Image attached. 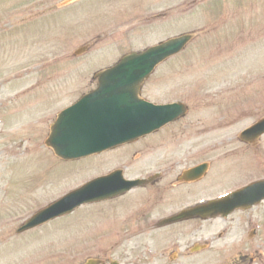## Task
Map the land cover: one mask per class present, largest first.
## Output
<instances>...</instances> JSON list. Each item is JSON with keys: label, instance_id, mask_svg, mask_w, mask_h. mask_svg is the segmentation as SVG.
I'll return each instance as SVG.
<instances>
[{"label": "rangeland", "instance_id": "rangeland-1", "mask_svg": "<svg viewBox=\"0 0 264 264\" xmlns=\"http://www.w3.org/2000/svg\"><path fill=\"white\" fill-rule=\"evenodd\" d=\"M157 1L0 0V264H83L89 258L131 264L144 247L157 250L191 231L194 240L210 238L212 248L185 264H264V202L227 220L194 228L183 223L189 231L172 226L169 234L147 224L185 200L264 178V136L252 148L239 139L264 116V0ZM158 10L166 15L144 17ZM184 33L195 36L157 67L142 96L183 101L190 108L186 117L80 160H63L46 144L59 112L98 85L97 72ZM85 45L87 52L76 55ZM188 148L195 157L185 162H211L192 186L176 187L175 168L152 185L16 233L38 209L92 178L116 168L128 178L146 177L171 158L187 157ZM189 187L194 195L184 190Z\"/></svg>", "mask_w": 264, "mask_h": 264}, {"label": "water", "instance_id": "water-1", "mask_svg": "<svg viewBox=\"0 0 264 264\" xmlns=\"http://www.w3.org/2000/svg\"><path fill=\"white\" fill-rule=\"evenodd\" d=\"M188 39L189 36H183L144 54L125 56L117 65L98 73V89L60 113L48 144L63 158H80L133 141L184 115L187 108L183 104L156 106L139 99L138 94L141 83L155 66L178 51ZM202 170L203 166L199 167L195 174H200ZM147 182L148 180L143 179L125 180L121 171L97 178L38 211L18 231L32 229L72 212L83 203L111 198ZM262 199L264 181L255 183L220 202H211L184 212L173 220L200 215L198 210L202 209L205 213H210L211 210L228 213L236 207H248ZM226 201L229 203L226 204ZM87 264H100V261L91 259Z\"/></svg>", "mask_w": 264, "mask_h": 264}, {"label": "flooded vegetation", "instance_id": "flooded-vegetation-1", "mask_svg": "<svg viewBox=\"0 0 264 264\" xmlns=\"http://www.w3.org/2000/svg\"><path fill=\"white\" fill-rule=\"evenodd\" d=\"M188 222H190V221L177 223L179 225L175 226L174 229L177 232L179 227H182L183 231H186V230L189 231V229H190L189 225L190 224H183V223H188ZM174 225H176V224H174ZM174 225H169V226H166V227H162V229H164V233H169V234L174 233L173 228H172V226H174ZM191 232H189V235H187V236L179 235V236L175 237V249L177 251V256L172 259L171 263L177 262L178 264H182V263H185L186 260H190L189 259L190 258L189 255L191 254L190 253L191 248H189L186 245V242L190 238ZM147 258L148 257L145 256V257H142L141 260L145 261V259H147Z\"/></svg>", "mask_w": 264, "mask_h": 264}, {"label": "bare ground", "instance_id": "bare-ground-1", "mask_svg": "<svg viewBox=\"0 0 264 264\" xmlns=\"http://www.w3.org/2000/svg\"><path fill=\"white\" fill-rule=\"evenodd\" d=\"M233 234H234V232H233Z\"/></svg>", "mask_w": 264, "mask_h": 264}]
</instances>
